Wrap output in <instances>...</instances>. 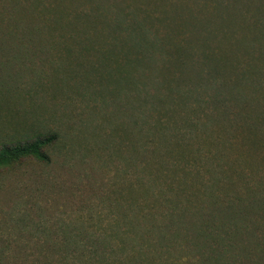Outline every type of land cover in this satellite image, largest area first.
I'll use <instances>...</instances> for the list:
<instances>
[{"label": "rangeland", "instance_id": "obj_1", "mask_svg": "<svg viewBox=\"0 0 264 264\" xmlns=\"http://www.w3.org/2000/svg\"><path fill=\"white\" fill-rule=\"evenodd\" d=\"M59 1L0 0V143L54 135L43 159L0 166V264H264L262 90L249 108L178 100L164 84L170 71L194 83L201 65L172 44L264 33L262 2L100 0L74 35ZM122 6L155 17L125 26L104 13ZM223 49L206 60L216 76L203 69L214 85L262 71L254 47L235 63Z\"/></svg>", "mask_w": 264, "mask_h": 264}, {"label": "trees", "instance_id": "obj_2", "mask_svg": "<svg viewBox=\"0 0 264 264\" xmlns=\"http://www.w3.org/2000/svg\"><path fill=\"white\" fill-rule=\"evenodd\" d=\"M87 1H91L92 6L90 5L88 7ZM97 1H100V0H76V2H74L73 0H61V1H59V4H61L62 7H65V5L67 6V5L72 4L73 10L71 11V13H73V15H74L73 19H74L75 23L73 24V29H72L73 32H71V34H74V35L83 34L84 35L87 33V32L80 31V27H78L77 25L79 23L80 17L81 18L82 17H85V18L91 17L90 15H94L98 12L97 8L96 9L91 8V7L95 6ZM203 1H205V0H203ZM218 2H221V0H219ZM258 2H262V4L264 5V0H258ZM191 3L199 5L201 3V0H191ZM263 10H264V7H263ZM85 13H87V15L83 16V14H85ZM104 13H107L109 15L108 17L111 18L112 21H114V22L117 21L116 23H119L121 20L122 24L125 26L133 25L131 22V18H132L133 22L136 23L138 21L143 22L144 17L150 21L152 19H154V17H155V15L153 14L152 11H149V13L146 16H144V14H143L144 12L140 11V13H136L134 11V13H133V12H131L130 8H128L126 6L119 7L118 10H116L115 8L110 9L109 7H107V9L105 10ZM141 15L144 17L142 18ZM90 29H92V30L96 29V25H92V27ZM63 31H65V30H63ZM187 33H189V32L186 31V34ZM68 34H70V33H68ZM182 42L185 43L183 40H182ZM200 46L201 45L197 42H191V43H186V44L176 43V44H172V46L169 47V49H173V52L176 53V51L179 49L182 52H184L185 54H187L189 56V58L194 60V62L198 61L199 63H201L198 71L196 72V75H194V78H195L194 83H193V79L190 78L191 84L188 86H184L182 84V81L177 79L176 73L174 71H170L168 73V77L165 78L164 84L168 90H170L172 88L174 89L177 86L179 87L178 91H180V93L178 95V100L179 99H190V98L191 99L192 98L197 99L198 98L197 101L203 100L204 103L208 102L209 104H218L219 106H221L222 104L223 105H228V104L232 105L235 101H237V102L245 104L247 107L249 106V108H251V107H253V105H252L253 101L258 98V96H257L258 94H256V93L259 92L261 89L262 91H261L260 98H258L255 102H259L258 104H260L261 106L264 105V63L258 67L261 69L263 68L262 71L259 73L258 72L256 73L254 71L248 72V71H246V69L234 71L235 76L233 77V81L235 80V82L231 81L232 78H229L230 77L229 75H228L229 80H227L228 78L226 75L224 77V79L219 77V81L217 82L216 85H214L212 83L213 79H209V77H205L203 75V69H205V71L208 75H210L212 72H215V73H213V75L216 76L217 58L214 60L210 58L211 63L206 61L210 56L216 54L215 52L211 51V50H215L216 48H217V50H219L220 47L225 48V49H223L225 51L223 53L224 56L222 54L221 59L228 60L227 55L229 53L235 54L237 57L234 60V63L238 62L240 60L239 56L242 53L248 52L253 47L256 50H259L261 55L264 57V33L263 32L260 33L259 35L254 34L250 37L245 36V40L242 42L232 41L229 44L224 43V42H217V44H216L213 40H209V41H207L206 49H204L203 51L200 50L201 49ZM163 52H165V51H163ZM163 52H162V54L161 53L158 54V60L156 59L153 62L155 67L158 69H165L164 64L166 65V63H168L169 58H167V57L163 58ZM200 55H201V60L199 61V60H197V58ZM172 59H175V58L172 57ZM163 62H165V63L163 64ZM263 62H264V59H263ZM234 65L235 64H233L232 67ZM234 67H236V66H234ZM250 67H252V66H250ZM255 78H256V80H254ZM243 79L246 83L249 82V84H250L249 87H247L248 85L245 86L246 84L244 85L247 91L244 90V86L239 84L240 81ZM207 80H210L211 82H205ZM232 83H235V85L233 86L234 89L233 88L230 89V86ZM203 84H209L210 86L203 85ZM226 84L229 86L226 88L227 93H224V92H222V90ZM199 88H201V89H199ZM207 90H210L209 94L204 95L205 91H207ZM249 91H250V93H249ZM142 99H145V98H142ZM145 101H146V99H145ZM227 101H229V102L226 103ZM149 107H151V106L149 105ZM146 110H147V106L144 109L141 108V110L139 112V117H142V119L145 120L144 121V127L149 125V124H153V122L150 123L149 120L145 117L146 116ZM224 113H225V110H223V114ZM263 115H264V112L262 114H260L259 116L262 117ZM251 117L257 118V116H251ZM165 124H166L165 127H162V128L168 129L170 133L172 130H177L179 127L178 125H176L178 123L173 122L172 124L174 126H171L172 129L170 131V122H167ZM254 126L256 127V129L258 131L259 128L257 127V125H250V133H248V134L250 136H252V138L255 139L256 135L251 134V133L257 134V131L254 128ZM186 127H187V125H186ZM158 128H159L158 126L155 127V129H158ZM192 128L196 129L195 126H193ZM151 129L152 128L148 129L147 132L150 131ZM191 131H192V129H191ZM176 132H178V130ZM174 133L175 132H172L173 135H174ZM53 137H54L53 134L45 135L43 137H41L40 135H36L30 142H28V141H20V142L17 141L14 143L13 142L0 143V166L15 162V161L19 160L20 157L27 156V155H32L37 159H43L44 155L40 151V147L44 143L49 142L50 139H53ZM216 178H218V177H216ZM185 210H187V209H185ZM177 212L179 213V211H177ZM109 251H110V253H114L113 249H108V252Z\"/></svg>", "mask_w": 264, "mask_h": 264}]
</instances>
